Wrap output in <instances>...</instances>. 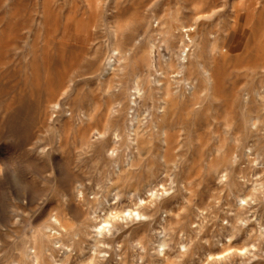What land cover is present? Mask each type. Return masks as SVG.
Returning <instances> with one entry per match:
<instances>
[{
	"label": "rangeland",
	"instance_id": "1",
	"mask_svg": "<svg viewBox=\"0 0 264 264\" xmlns=\"http://www.w3.org/2000/svg\"><path fill=\"white\" fill-rule=\"evenodd\" d=\"M0 264H264V0H0Z\"/></svg>",
	"mask_w": 264,
	"mask_h": 264
},
{
	"label": "bare ground",
	"instance_id": "2",
	"mask_svg": "<svg viewBox=\"0 0 264 264\" xmlns=\"http://www.w3.org/2000/svg\"><path fill=\"white\" fill-rule=\"evenodd\" d=\"M196 23L195 22H193V23H191V25L190 26H187V27H183L182 28V34H183V38L185 39V41L182 43V50H181V56H182V60L184 61L185 60V58H186V56H187V51L189 50V49H187V46H188V44L191 42V40H190V38H191V36L193 35V33L195 32V28H196ZM212 36V39H214L215 40V36L214 35H211ZM213 40V41H214ZM154 46V45H153ZM170 60V59H169ZM200 67H202V66H200ZM168 100V99H167ZM169 101H172V100H169ZM165 103V102H164ZM168 104H170L171 105V103H168ZM170 105H168L167 107H169ZM171 107V106H170ZM163 112V111H162ZM174 113V112H173ZM163 114V113H162ZM183 115L181 114V117H182ZM161 118V117H160ZM171 118V117H170ZM186 118H188V117H186ZM163 119H164V117H163ZM162 119V120H163ZM161 120V119H160ZM161 120V121H162ZM165 120V119H164ZM163 120V121H164ZM167 120V119H166ZM162 121V122H163ZM178 121V120H177ZM166 122V121H165ZM170 122H171V120H170ZM169 122V123H170ZM157 123H159V122H157ZM164 123V122H163ZM160 124V123H159ZM158 125V124H157ZM159 126V125H158ZM166 127H167V125H166ZM167 133V132H166ZM168 139H170V136H169V138ZM172 139H170V141H171ZM169 140H168V142L167 143H169L170 142ZM114 199V198H113ZM136 213V212H135ZM137 214V213H136ZM129 215V214H128ZM142 215V214H141ZM130 216V215H129ZM137 216H139V214H137L136 215V217ZM143 216V215H142ZM141 216V218H143ZM55 219V218H54ZM98 227V226H97ZM103 226H101V227H98V228H95V229H97L98 231H101L103 228H102ZM105 227V226H104ZM103 230H105V229H103ZM107 230V229H106ZM107 231H110L109 230V228H108V230ZM106 231V232H107ZM99 233V232H98ZM101 233V232H100ZM108 233V232H107ZM60 235V234H59ZM98 235H101V234H98ZM106 235H108V234H106Z\"/></svg>",
	"mask_w": 264,
	"mask_h": 264
}]
</instances>
